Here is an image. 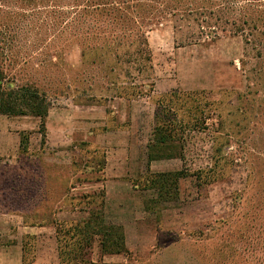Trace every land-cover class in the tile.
I'll list each match as a JSON object with an SVG mask.
<instances>
[{"label": "rangeland", "instance_id": "1", "mask_svg": "<svg viewBox=\"0 0 264 264\" xmlns=\"http://www.w3.org/2000/svg\"><path fill=\"white\" fill-rule=\"evenodd\" d=\"M12 7L0 2L27 15L17 44L39 51L33 76L60 94H46L44 128L39 117H5L22 143L0 160V264H264V35L193 42L189 17L143 20L153 67L144 79L125 63L108 75L107 60L83 58L93 40L76 36L78 0ZM120 153L132 191L107 217L103 169ZM151 159L164 171L148 169ZM181 169L176 186L156 185L158 173ZM92 231L119 244L126 234L127 253L104 258L98 236L83 239Z\"/></svg>", "mask_w": 264, "mask_h": 264}, {"label": "trees", "instance_id": "2", "mask_svg": "<svg viewBox=\"0 0 264 264\" xmlns=\"http://www.w3.org/2000/svg\"><path fill=\"white\" fill-rule=\"evenodd\" d=\"M78 1L82 3L80 18L83 21L79 22L75 31L76 36L93 40L91 44H82L81 55L83 58L86 54L94 56L92 66L98 61L102 66L107 60L103 68L108 75L114 74L116 65L125 63L133 68L137 75L149 79L153 67L146 31L141 21L153 19L154 16L156 20L165 16L178 20L189 17V23L192 24L189 40L193 42L201 39L217 40L223 33L229 36H241L245 44H250L252 40H256V36L264 35V0H189V10L185 12H177L172 0L167 2L168 10H158L156 0ZM0 2L9 8L16 5L21 10H39L45 8L49 0H0ZM0 13H3L0 14V114L9 117L28 115L39 117L44 128V119L50 107L46 94L48 91L60 94V90L57 91L58 87L49 79H43L42 84L38 77L33 76L36 71L32 70L35 68L32 59L39 51L16 42V39L26 36L27 26L23 22L27 15L12 10L0 11ZM111 18L113 22L110 21ZM15 22L18 25L15 26ZM61 53L54 51L53 58L60 57ZM27 68L30 70L25 73L24 70ZM128 77L134 79L132 76ZM126 83L130 85L133 81L129 80ZM146 86L145 83L132 86L134 90L132 96L143 93L142 89ZM160 142L166 140L162 139ZM186 175L188 174L183 169L158 173L157 176L161 180L156 185L162 188L166 183H171L174 187L178 180ZM146 182L149 185L152 183L148 178ZM92 233L88 234V237L85 234L83 239L91 241L92 235L98 236L102 256L127 253L123 238L119 244L107 232L92 231ZM78 258L80 255L76 256V259ZM24 262L23 256L22 263Z\"/></svg>", "mask_w": 264, "mask_h": 264}, {"label": "crops", "instance_id": "3", "mask_svg": "<svg viewBox=\"0 0 264 264\" xmlns=\"http://www.w3.org/2000/svg\"><path fill=\"white\" fill-rule=\"evenodd\" d=\"M5 115L0 114V160H4V156H13L16 154L18 148L21 145L20 136L21 133L20 130L13 131L12 128H8L7 122L5 120ZM23 130V129H22ZM123 153H120V155L115 156V162L118 164L117 166L113 164H110L109 161L108 164L103 169V174L105 175L106 179L104 180L102 189L104 190L103 199L104 202L102 203V207L104 210V213L107 217H109L108 213H111L112 211L115 212L116 215H119L122 213L125 209V205L123 203V197L125 195L130 194V188H127V182L124 179V170L122 164L126 162V156L123 157ZM6 158V160H8ZM174 158V157H173ZM110 159V158H109ZM182 159V157H181ZM153 161L150 162L148 169L152 170L153 167L159 168V171L162 170V164L160 162H163L162 160H155L151 159ZM156 163H160V165H156ZM116 167V168H114ZM132 191V190H131ZM128 197V196H127ZM145 212V211H144ZM134 214H137V211L134 210ZM116 218V217H115ZM135 220V218H133ZM118 222H121L117 220ZM135 233L138 232V229L134 226ZM126 236V234H125ZM125 238V245L126 248H128L126 237ZM120 254H108L104 255V258L108 257H114L118 256Z\"/></svg>", "mask_w": 264, "mask_h": 264}]
</instances>
